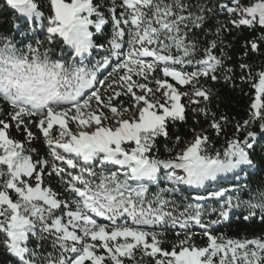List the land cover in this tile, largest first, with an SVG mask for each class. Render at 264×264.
<instances>
[{
  "label": "snow or ice",
  "instance_id": "6c2138e0",
  "mask_svg": "<svg viewBox=\"0 0 264 264\" xmlns=\"http://www.w3.org/2000/svg\"><path fill=\"white\" fill-rule=\"evenodd\" d=\"M4 4L17 14L0 26V101L8 106L0 107V246L12 264H264V237L210 230L237 211L264 222V135L247 130L258 121L264 132V70L253 76L240 64L255 90L248 119L235 126L243 136L218 149L203 126L190 129L191 139L178 134L189 112L193 124L202 116L216 137L224 134L229 118L207 107L208 81H219L218 72L233 79L220 37L264 31V0ZM220 13L229 19L209 39L206 25ZM109 24L105 47L96 36ZM94 50L105 54L94 60ZM161 138L173 142L167 157ZM37 140L43 158L31 147ZM241 173L248 180L235 189L222 183ZM182 186L207 195L193 202ZM209 204L217 218L205 222ZM169 228L178 230L166 249Z\"/></svg>",
  "mask_w": 264,
  "mask_h": 264
},
{
  "label": "trees",
  "instance_id": "16d2710c",
  "mask_svg": "<svg viewBox=\"0 0 264 264\" xmlns=\"http://www.w3.org/2000/svg\"><path fill=\"white\" fill-rule=\"evenodd\" d=\"M46 7V6H45ZM47 14V13H46ZM17 14L11 12L4 2H0V26L11 23L13 17ZM229 17L225 13H220L215 16L209 23L206 25V28L209 30V39L213 38L211 33L215 31V28L218 24L227 23ZM111 32V25L104 26L102 33L97 34L96 39L98 42L105 43V47H107L106 39L108 34ZM204 37H201L203 41ZM219 50H222L224 53V63L225 68H231L233 71L231 75L233 79L231 81H225L223 79V72H218L217 74L221 76V79L217 82L208 81L207 86L212 89V97L209 102H207V107L211 112H214L217 117L221 115H226L229 118L227 124L224 125V134L219 137H216L213 130L208 127L207 121L204 117H199L201 123L200 125L193 124L192 114L189 112V120L187 125H180L178 129V134H180L184 139H191L192 132L190 129L195 127L199 129L201 126L207 131L208 135L212 138L213 144L216 148L222 149L225 140L231 139L234 135L243 136L244 133L236 132V124L238 122L242 123L244 120L248 119V113L250 104L252 103L255 95V90L252 87L251 82L242 80L241 75L247 76V70H242L240 68L241 63H246L251 66L252 75L255 76L259 71L264 70V31L257 29L256 31H252L249 29H236L232 28V30L225 31L223 35L220 37ZM256 41L260 44V50L258 52H252L250 50V42ZM61 47H66L61 45ZM247 53V55H245ZM105 53L103 50H94L92 59H101ZM59 55V53H57ZM110 70V69H109ZM103 75H107V72L104 71ZM103 78V76H101ZM121 99L127 104L129 103L127 97H122ZM0 107H3L5 111L8 110V106L3 101H0ZM34 132H37L35 127L32 128ZM256 133L257 138L261 135H264V132L261 131V125L257 121L249 126V129ZM246 130V131H247ZM177 130H174L173 134L175 135ZM12 135L17 139L22 140L24 137L21 133L16 132L14 129L12 130ZM37 135L39 133L37 132ZM168 144L169 147H172V141L169 140L165 142L162 138L159 142L160 152L159 154L162 157H167L168 152L166 151L164 145ZM31 147H34L39 152L41 158L47 155V149L45 148L42 141L37 140L34 141ZM235 183L228 181L227 178L222 179V183L228 187L231 191L235 189L241 182H247L248 174L241 173L239 176L234 177ZM52 186L54 188H58L56 180L53 178L51 180ZM216 182H213L215 187ZM184 188L183 193L181 195L184 198L191 197L192 201L195 202V198L197 195L205 196L207 195L203 189L196 190L190 189L186 186H182ZM203 203V201H201ZM209 214L204 217L205 222L209 220H214L217 218V213L211 211L212 208L216 207L213 204H209ZM178 229L169 228L167 230V235L165 237L167 243L163 245L164 248H170L172 242L175 241L176 237L174 232ZM190 231L196 233L193 237L195 243L199 246H204L206 244V238L202 237V230L197 226H190ZM214 231L216 235H223L227 238L232 239H251L254 237H264V222H261L259 217H257L254 221L249 220L245 221L241 218L239 211L235 214H231L229 218L222 219L219 224H215L210 229ZM48 250H51L50 242L47 245ZM0 264H12V258L4 251V248L0 246Z\"/></svg>",
  "mask_w": 264,
  "mask_h": 264
},
{
  "label": "water",
  "instance_id": "95a60500",
  "mask_svg": "<svg viewBox=\"0 0 264 264\" xmlns=\"http://www.w3.org/2000/svg\"><path fill=\"white\" fill-rule=\"evenodd\" d=\"M0 2H4V0H0Z\"/></svg>",
  "mask_w": 264,
  "mask_h": 264
},
{
  "label": "rangeland",
  "instance_id": "374dc122",
  "mask_svg": "<svg viewBox=\"0 0 264 264\" xmlns=\"http://www.w3.org/2000/svg\"><path fill=\"white\" fill-rule=\"evenodd\" d=\"M234 18V17H233ZM224 178H227V177H224ZM224 178H222V179H224Z\"/></svg>",
  "mask_w": 264,
  "mask_h": 264
}]
</instances>
